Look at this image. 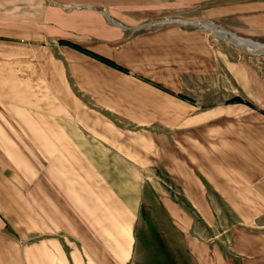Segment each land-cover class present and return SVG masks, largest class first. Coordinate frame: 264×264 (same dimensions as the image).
Instances as JSON below:
<instances>
[{
    "label": "crops",
    "instance_id": "1",
    "mask_svg": "<svg viewBox=\"0 0 264 264\" xmlns=\"http://www.w3.org/2000/svg\"><path fill=\"white\" fill-rule=\"evenodd\" d=\"M205 21L264 37V0H0V264H143L145 212L264 264V58Z\"/></svg>",
    "mask_w": 264,
    "mask_h": 264
},
{
    "label": "rangeland",
    "instance_id": "2",
    "mask_svg": "<svg viewBox=\"0 0 264 264\" xmlns=\"http://www.w3.org/2000/svg\"><path fill=\"white\" fill-rule=\"evenodd\" d=\"M213 23L218 27L233 33L238 38L250 44L264 46V37L254 38L235 33L221 22L205 21ZM204 27H206L204 25ZM207 28V27H206ZM209 29L210 36L214 44L222 51L228 52L235 57H248L254 59L264 58V53L251 51L238 47L231 41L224 39L216 31ZM146 211V210H145ZM148 217V219L146 218ZM140 256L143 258V264H193L178 237L170 231L169 226L155 215L145 212L144 221L138 227ZM162 243V244H161ZM225 247V246H224ZM229 255L234 257L233 253L227 249Z\"/></svg>",
    "mask_w": 264,
    "mask_h": 264
},
{
    "label": "bare ground",
    "instance_id": "3",
    "mask_svg": "<svg viewBox=\"0 0 264 264\" xmlns=\"http://www.w3.org/2000/svg\"><path fill=\"white\" fill-rule=\"evenodd\" d=\"M204 25L207 28H210L211 30L216 31L217 33H219V35L221 37L231 41L232 43H234L238 47L245 48V49L255 51V52H259V53H264V46L247 43L246 41L235 36L233 33L229 32L227 30H224V29L218 27L217 25H215L213 23H205Z\"/></svg>",
    "mask_w": 264,
    "mask_h": 264
}]
</instances>
